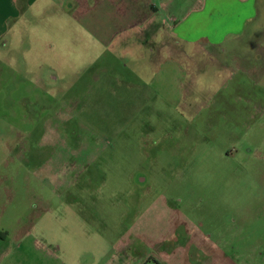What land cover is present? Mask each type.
Returning a JSON list of instances; mask_svg holds the SVG:
<instances>
[{"label":"rangeland","instance_id":"rangeland-1","mask_svg":"<svg viewBox=\"0 0 264 264\" xmlns=\"http://www.w3.org/2000/svg\"><path fill=\"white\" fill-rule=\"evenodd\" d=\"M16 1L0 264H264L262 0Z\"/></svg>","mask_w":264,"mask_h":264},{"label":"crops","instance_id":"crops-1","mask_svg":"<svg viewBox=\"0 0 264 264\" xmlns=\"http://www.w3.org/2000/svg\"><path fill=\"white\" fill-rule=\"evenodd\" d=\"M239 5H241L242 7H243V12H245V14H246V11H244L245 10V4L249 1V0H244L243 2H241L240 0H235ZM17 1L16 0H11V4L13 3H16ZM159 5H160V7H161V9H162V7H166V5H167V3H168V0H159ZM9 7H11L10 5H9ZM12 8V7H11ZM167 8H169V5H168V7ZM256 8L257 7H255V11H253L251 8L249 9V12H248V14L247 15H245V16H243L242 17V21H243V23H242V26H241V30H243V31H245L246 29H248V24L250 23L249 21L251 20V19H254V16H255V14L254 13H258V11L259 12H264V0H262L261 2H260V5L258 6V11L256 10ZM15 11H17V10H15ZM18 14V12H15V14ZM17 14L15 15V16H13V17H17ZM12 16H10V15H8V16H6L5 14H2L1 16H0V36L2 35V30L3 29H5V25H4V23H6V21L9 19V18H11ZM186 16H183L182 18H181V20L179 21V19L178 18H173V20H174V24H175V28H179L180 27V25H181V23L183 22V21H185L187 18H185ZM156 18H161V15H159V14H156ZM157 22H158V20L157 19H155ZM160 20V19H159ZM162 20V19H161ZM163 21V20H162ZM246 21V22H245ZM160 22V21H159ZM164 22V21H163ZM163 31V30H162ZM160 32H161V30H160ZM232 33H238V32H232ZM156 34H161V33H159V31L157 30L156 31ZM231 35V34H230ZM208 39V38H207ZM209 41H211L210 39H209ZM220 41H211V43L212 44H215V43H219ZM103 43V42H102ZM156 45V44H155ZM140 47H142L143 48V44H142V46L140 45ZM168 47H170V46H168ZM164 48V51H165V48H166V46H164V45H157V46H155V49H156V51H158L159 49H163ZM159 52V51H158ZM165 54V53H164ZM162 61H165L164 59L162 60Z\"/></svg>","mask_w":264,"mask_h":264}]
</instances>
